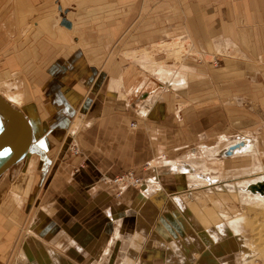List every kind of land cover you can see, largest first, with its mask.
I'll return each instance as SVG.
<instances>
[{
  "label": "rangeland",
  "instance_id": "rangeland-1",
  "mask_svg": "<svg viewBox=\"0 0 264 264\" xmlns=\"http://www.w3.org/2000/svg\"><path fill=\"white\" fill-rule=\"evenodd\" d=\"M40 1L0 0V93L22 110L30 106L33 112L27 115L36 125V141L30 150L33 169L27 170L32 158L28 152L0 178V264H19L16 255L30 227V233L63 256L61 264H104V252L118 225L112 217L122 216L123 236H134L139 229L130 201L141 191L157 203L158 219L151 222L149 231L153 235L157 228L162 237L156 240L157 246H153L155 237L152 240L150 233L136 239L134 248L142 249L130 264H137L139 256L140 264H169L172 258L158 244L168 235L182 233L185 225L174 227L168 221L171 201L165 189L172 188L171 195L182 194L187 181L162 177L160 192L146 185L156 179V168H165L166 161L195 154L202 162V146L218 148L228 139L237 143L244 136L255 140L264 164V54L260 45L255 49V43L236 39L232 21L205 20V13L225 9L222 3L214 7L202 5L207 0H137L135 4L126 3L130 0H89L80 12L72 0ZM67 18L74 20V28L66 25ZM104 22L110 31L102 29ZM83 24L94 29L90 30L94 38L91 53L83 54V62L77 66L84 77L48 80L46 65L40 60L41 54H48V42L59 54L84 46L88 32L75 29ZM215 24L223 30H216ZM163 64L171 71L181 68L187 76L184 88L165 84L154 72ZM108 75L122 84L108 87ZM144 107L147 114H142ZM77 120L80 124L74 127ZM73 127L75 138L69 135ZM211 162L217 168L216 162ZM251 164L240 168H252ZM130 170L136 177L130 185L129 181L123 185L113 181ZM213 172L210 176L216 175ZM104 173L113 179L104 178ZM139 179L144 183L137 187ZM92 182L96 185H90ZM125 186L134 192L128 198L122 191ZM87 199L103 202V208L85 210L83 201ZM110 206L116 210L100 219ZM248 216L252 222L247 234L259 251L253 263L264 264V212L250 208ZM75 217L77 222L93 220L92 227L97 224L99 229L108 226L99 252L88 260L76 257L72 261L57 246L59 242L65 248L77 244L67 226H61L54 239L53 231L45 230L54 223L57 229L56 223L63 222L73 229ZM36 218L40 222L33 228ZM124 239L123 248L131 247ZM220 240L212 249L196 251V264H220V260L242 264L236 254L228 255L237 245L234 248L230 240ZM113 253L109 264L121 259L117 250ZM179 256L177 252L174 258L179 260Z\"/></svg>",
  "mask_w": 264,
  "mask_h": 264
},
{
  "label": "bare ground",
  "instance_id": "bare-ground-1",
  "mask_svg": "<svg viewBox=\"0 0 264 264\" xmlns=\"http://www.w3.org/2000/svg\"><path fill=\"white\" fill-rule=\"evenodd\" d=\"M157 70L162 79L167 82L168 85H172V87L183 86L184 83L187 82L184 72H173L165 66L158 67ZM115 84L116 82L114 85ZM23 109L27 114L28 112L31 114L33 112L30 106ZM147 113L148 110L144 107L142 114ZM34 121H31V124L35 135L36 125L34 124ZM79 124L80 122L77 120L74 127H78ZM74 127L69 131V135L72 137L76 134ZM35 139L36 138H34V140ZM201 148H203L201 150H203L202 157L203 159L205 158L204 161H198V157L195 154L188 156L183 160L166 161V167L162 169L156 168V179H153L151 183L146 185L151 188L154 187L156 191L160 192L163 188L162 177H168L169 179L178 178L183 182L187 181V190H182V194L171 195L173 193L171 192L172 188L170 187L168 188L169 190L165 189V191L169 194L171 201V206H169L170 208L168 209L170 218L167 220L171 221V223H169L174 227L177 226L181 228L185 225L188 228H185L184 226V228H182V233H177L176 237H174V235L172 236V234L168 235V237L163 236L167 240L161 243H159V241L158 247H162V250L166 252L167 256L172 258L171 261L168 260L169 264H196L194 261L195 257L193 259V255L195 256L197 254L196 251L202 250L205 247L212 249L211 245L214 244L216 240L219 241L220 239H225L233 241V247L235 244L237 245V250L235 251V247H232L234 253L230 252L229 255L237 253L236 256L240 263L254 264L253 261L259 251L249 239L247 226H250L249 222H252L250 218L251 215L248 216V209L256 208L259 213L260 211L261 213L262 211L264 212V164L260 161V148L255 140L249 138V136H244L243 140H239L237 143L236 141L228 139L222 147L212 148L202 146ZM31 149L32 148L30 147L27 153L20 159L14 161L12 165L20 162V160L26 157ZM211 161L216 162L217 168L210 165ZM255 161H258V163H255ZM212 162L211 164L213 165ZM250 163H252V168H240L241 166ZM231 164L232 167H230ZM10 167L0 174V178H2L4 173H6ZM224 170L225 172H222ZM212 172L216 173V175L210 176ZM143 183L144 180L142 179L137 184V187L142 186ZM151 199L152 198L146 196V191H141V194L138 195L137 199L131 202L130 208L135 209L136 211V227L139 228L138 230H135L134 236H124V238L128 239V243L131 247L128 246L127 248H123L120 245L121 242L123 243L124 239L122 228L120 227L123 219L118 215L116 217L114 216L113 219L117 221L118 225L116 226L115 231L111 236L112 239L105 251L104 264L110 263L108 261L115 248L122 247V254H120L121 259L117 262L115 261V264H130L132 259L136 257L135 254H137V252L133 246L135 240L139 239L140 241L144 236L147 238L150 233L149 230H151V222L154 223V219L156 221L158 219L160 210L157 207L156 201H152ZM164 219L165 218H163V220ZM39 222L40 220L36 218L32 223V227L37 228ZM169 223H167V225ZM29 229L23 240L24 242L21 250L16 255L17 262L19 264H61L64 260L63 256L59 254L54 256L48 255L47 249L49 250V248L46 249L45 247L47 242L42 240L40 236L34 235L33 232L30 233ZM42 231L43 229L39 230V232ZM161 233L162 232H159L157 228L153 235L150 233L152 236L150 238L152 240H154L155 237L153 246L158 237H162ZM210 241H212V243ZM177 252L180 255L179 260L174 258V255ZM220 262V264H230L226 261L224 262L220 260Z\"/></svg>",
  "mask_w": 264,
  "mask_h": 264
},
{
  "label": "crops",
  "instance_id": "crops-1",
  "mask_svg": "<svg viewBox=\"0 0 264 264\" xmlns=\"http://www.w3.org/2000/svg\"><path fill=\"white\" fill-rule=\"evenodd\" d=\"M30 1L33 2L34 4H35V2H37L38 4L41 2L40 0H30ZM42 1H44L45 3L47 2L45 0H42ZM72 1L77 4L76 9H79L80 12H83L81 6H85V4H87V2L89 0H72ZM177 1H179V0H172L171 2L172 3H174V2L176 3ZM203 1L204 0H202V2ZM136 2H137V0H130V2H126V3L135 4ZM220 3H222V5L224 6L225 9H223V8L220 9V7H218V9L212 10V13H209L208 15H206V13H205L204 14L205 20L207 22H213L214 21L215 23H223V22H227V21L234 22V25H235V38L237 39V37H238L239 40L247 41L248 44L249 43H251V44L255 43V49H257L258 45H260L259 49L264 54V0H207L202 5L216 7V6H219ZM216 10H218V11H216ZM208 16H210L211 18H208ZM67 20L70 21V24L67 25V26L71 27V29L74 28L73 27L74 20L69 19V18H67ZM133 21L134 20L127 21L125 27H128L130 22L132 23ZM46 28H48V27H44V30ZM75 29H77V31L83 30V31H87L88 32L87 36H86V40L85 41L83 40V42H84V46L82 45L83 47L81 45H77L73 49H71L70 51H68L66 53L59 54L57 52H59L60 50H58L57 47H55V45L52 46L48 42V46H49V48H48L49 51L47 50L48 54H46V55L41 54L40 60L43 61V65L44 66L46 65L45 71L48 72L47 73L48 74V80H51V81H54V80H68V79H79V78H83L84 77V74L82 75V73H81V68L79 69L77 66L80 65L83 62V59H82V55L83 54L86 56V55H90V53H91L90 49H91V47L93 45L91 43V41L94 38H93V34L92 33L90 34V32H91L90 30H94V29L89 24H83V25H81L80 28L78 26ZM102 29H104L105 31L106 30L110 31L111 27H110V25L108 23L104 22ZM215 29L216 30H223V26H218L217 24H215ZM47 38L49 40V37H47ZM53 52H55V54ZM134 53L135 52H132L131 56L134 55L135 57L134 56H132V57H134V59L135 58L137 59L138 56H137V54H134ZM92 54L94 55V53H92ZM49 56H51L50 61H45V58H47ZM139 58H140V56H139ZM141 59H145V58H143L141 56ZM87 60L89 61L90 59H87ZM87 60H85V62H87ZM263 62L264 61H262L261 63H263ZM163 65H159L158 67H162ZM164 66L168 67L167 65H164ZM158 67H156L154 69L155 73L159 72L157 70ZM178 69L181 72H183L181 70V68H178ZM178 69L177 70H173L172 69V71L176 72V71H178ZM58 75H60V76H58ZM123 76H124V74H123ZM159 77H161L160 74H159ZM186 79H187V76H186ZM119 80L120 79H118V78L114 79V78L109 76V85H108V87H110V84H111V87L112 86H114L115 88L119 87L120 84H122L121 81L119 82ZM123 80H124V77H123ZM115 82H116V84L114 85ZM123 84H125V81L123 82ZM165 84L168 85L167 82H165ZM185 84H186V82L184 83L183 86H179V87H185L186 86ZM7 98L9 99L10 102H12L13 99H11L9 96H7ZM23 112L27 115V113L25 111H23ZM77 114H76V117H77ZM27 117H28V115H27ZM79 122H80V120H79ZM30 154H32V158L30 159V162H29L28 167H27L28 168L27 169L28 172H30L33 169V165H34V160H33L34 159V157H33L34 155L31 152H30ZM104 175H106V177H104V178H108V179L110 178V180H111L112 176H109L106 173H104ZM90 185L95 186L96 184H95V182H92V183H90ZM125 187L122 188V191L125 192L124 197L127 196L126 198H128L129 194L134 193V192H133V190L128 191L127 190L128 187L127 186H125ZM71 189H72V187H71ZM124 197H122L123 201H124ZM135 198H134V200H135ZM132 201H130V203ZM83 202H84L83 206H84V208H86L85 210H87L88 208L94 207V206H99V208L102 209L103 205H104L103 202H100L99 200L96 202L97 204L95 203L94 200L92 201V200H89V199H87L86 201L84 200ZM122 203H124V202H122ZM115 210L116 209H115L114 206L106 207V209H104L105 213H103L102 217L100 216V219H106L105 217L108 216V213L109 212L112 213ZM82 211L85 212L84 210H82ZM119 217L122 218V216H119ZM124 217H126V216H124ZM112 218H114V216ZM77 219L78 218L75 217L74 220H76V224H75V226H73V229L71 227H69L66 223L63 222L61 224L56 223L58 225L57 229L54 228L55 227V223H54V226L51 229H49V228L46 229L45 228V230H46V232L49 231V233H52V231H53L52 235H54V236H52V237L54 239L55 238V234L56 233L57 234L60 233L61 226L63 228H64V226H67L70 229V231H71L68 234H70L73 237V239H75L77 244H75L74 246H70V247L67 246L68 248H65L64 244L59 242L57 244V246L59 247V245H60L59 248H62V250L64 249V251H65V253H64L65 257H69L70 259H72V261L75 260L76 257L77 258L78 257H81V258L82 257H84V258L86 257L87 260H88V259H90V257H93L96 254L95 253L96 251L99 252L100 246L103 244L104 240L106 239L105 235H108V234H106L107 232L104 233V231H108L107 230L108 226L107 227L105 226L106 228L104 227L105 230L103 228L99 229L97 224L93 225V227H92L91 224H92L93 220L90 221L89 219L84 218L83 222H80V221L77 222ZM109 231H110V228H109ZM114 231H115V229H114ZM128 235H131V234H128ZM231 242H233V241H231ZM48 245H49V243H47V245H45L46 249L49 248V250L47 249L48 255H51V256L53 255L54 256L56 254L57 255L59 254V252L56 253L57 250L54 252L53 249H50V248H52L51 245H49V246ZM120 245L122 246V242H121ZM122 247L121 248H117V249L115 248L112 251V255H114L113 252H115L117 250V252L119 253V256H120ZM141 249L139 251H136V252L139 253L141 251ZM149 249L155 250L153 248H149ZM51 250H52V252H51ZM106 250H107V248H106ZM235 251H236V249H235ZM229 254L230 253L228 252V255ZM59 255H61V254H59ZM143 260L146 261V258H144ZM140 261H142V259H140V256H139L137 264H140ZM116 262H117V260H116ZM228 262L229 263L231 262L230 264L233 263L230 260ZM75 264H78V263H75ZM100 264H102V263H100Z\"/></svg>",
  "mask_w": 264,
  "mask_h": 264
},
{
  "label": "water",
  "instance_id": "water-1",
  "mask_svg": "<svg viewBox=\"0 0 264 264\" xmlns=\"http://www.w3.org/2000/svg\"><path fill=\"white\" fill-rule=\"evenodd\" d=\"M69 24L67 20L66 25ZM33 141L30 119L0 93V174L23 157L33 147Z\"/></svg>",
  "mask_w": 264,
  "mask_h": 264
},
{
  "label": "built area",
  "instance_id": "built-area-1",
  "mask_svg": "<svg viewBox=\"0 0 264 264\" xmlns=\"http://www.w3.org/2000/svg\"><path fill=\"white\" fill-rule=\"evenodd\" d=\"M135 175L133 172L130 170V172H127L126 174L122 175H116L115 178L113 179L114 182L120 183L123 185L126 181H129L128 184L130 183L131 179H135ZM140 180V179H139ZM133 181V180H132ZM137 181V180H136ZM141 181V180H140ZM139 183V182H138ZM137 183V184H138Z\"/></svg>",
  "mask_w": 264,
  "mask_h": 264
}]
</instances>
